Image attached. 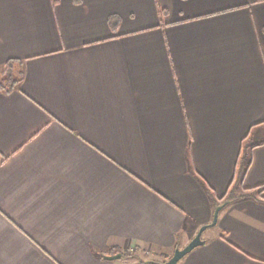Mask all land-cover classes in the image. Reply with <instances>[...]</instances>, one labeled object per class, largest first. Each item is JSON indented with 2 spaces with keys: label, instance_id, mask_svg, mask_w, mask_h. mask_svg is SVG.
<instances>
[{
  "label": "crops",
  "instance_id": "1",
  "mask_svg": "<svg viewBox=\"0 0 264 264\" xmlns=\"http://www.w3.org/2000/svg\"><path fill=\"white\" fill-rule=\"evenodd\" d=\"M8 70L0 264H264V0H0Z\"/></svg>",
  "mask_w": 264,
  "mask_h": 264
},
{
  "label": "water",
  "instance_id": "2",
  "mask_svg": "<svg viewBox=\"0 0 264 264\" xmlns=\"http://www.w3.org/2000/svg\"><path fill=\"white\" fill-rule=\"evenodd\" d=\"M223 205L219 206L216 209L214 220L212 225H215L218 220V213L222 209ZM207 229V226H204L200 229L197 236L184 248H177L174 252L173 256L166 262H153V264H179V262L190 252H192L195 248H197L200 245L204 244V241L202 240V234ZM121 255L110 257V259L114 260L116 258H120Z\"/></svg>",
  "mask_w": 264,
  "mask_h": 264
},
{
  "label": "trees",
  "instance_id": "3",
  "mask_svg": "<svg viewBox=\"0 0 264 264\" xmlns=\"http://www.w3.org/2000/svg\"><path fill=\"white\" fill-rule=\"evenodd\" d=\"M57 0H55L56 2ZM114 18H111V21L113 23ZM11 65V64H10ZM8 65L7 67L10 68ZM17 80H15V78L13 77V74L8 70L5 74V76H3L2 78H0V89L3 90H8L10 91L11 89L14 88V86L16 85ZM249 139L248 136H246L245 140H244V144L242 146V154H244V156H248L249 152L252 148H255L256 146L262 145L264 143V139L259 142V143H255V144H251L249 142H247ZM247 168V166L245 167ZM256 190H258L260 193L264 192V185L258 186L255 188ZM218 208V207H217Z\"/></svg>",
  "mask_w": 264,
  "mask_h": 264
}]
</instances>
